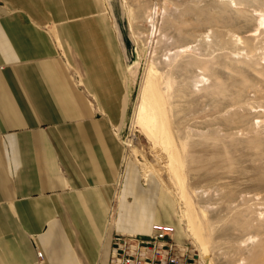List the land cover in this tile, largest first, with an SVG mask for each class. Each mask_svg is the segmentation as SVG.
Masks as SVG:
<instances>
[{
	"label": "crops",
	"instance_id": "crops-1",
	"mask_svg": "<svg viewBox=\"0 0 264 264\" xmlns=\"http://www.w3.org/2000/svg\"><path fill=\"white\" fill-rule=\"evenodd\" d=\"M103 16L98 0H0V264H108L113 234L156 223L186 242L154 181L144 188L130 163L121 172Z\"/></svg>",
	"mask_w": 264,
	"mask_h": 264
},
{
	"label": "rangeland",
	"instance_id": "rangeland-1",
	"mask_svg": "<svg viewBox=\"0 0 264 264\" xmlns=\"http://www.w3.org/2000/svg\"><path fill=\"white\" fill-rule=\"evenodd\" d=\"M98 1L104 28L114 35L99 71L112 97L106 103L125 122L121 172L130 163L144 188L154 181L168 205L164 213L190 243L173 180L145 168L167 162L168 151L133 123L141 85L154 68L165 97L184 91L171 99V130L187 209L200 222L213 264H264V0ZM69 64L86 90L82 68ZM121 179L122 173L117 191Z\"/></svg>",
	"mask_w": 264,
	"mask_h": 264
},
{
	"label": "bare ground",
	"instance_id": "bare-ground-1",
	"mask_svg": "<svg viewBox=\"0 0 264 264\" xmlns=\"http://www.w3.org/2000/svg\"><path fill=\"white\" fill-rule=\"evenodd\" d=\"M261 22L264 23V17L261 18ZM155 72L154 68L149 69L150 76L141 85L134 110L133 123L151 140L153 146L162 145L168 151L169 159L167 162H159V158L154 164L145 168H150L160 175H164L167 172L168 176L173 180L180 203L179 209L184 222V231L189 236V242L199 251L205 264H213L208 241L203 235L200 222L187 209L190 202L184 188L185 181L183 182L179 170L183 165V161L171 130L169 112L173 111L177 106L171 99L177 98L181 95L179 93H183L184 91L180 92L181 89L177 90L175 88L176 93H170L165 97L159 91ZM184 143L186 144L185 141ZM137 145L139 146V142L136 143ZM188 145L191 146L189 143ZM138 152L136 150V153ZM192 156L191 154H187L189 163L195 161V158ZM163 163L165 164L163 165ZM147 172L148 170L145 169V174Z\"/></svg>",
	"mask_w": 264,
	"mask_h": 264
},
{
	"label": "built area",
	"instance_id": "built-area-1",
	"mask_svg": "<svg viewBox=\"0 0 264 264\" xmlns=\"http://www.w3.org/2000/svg\"><path fill=\"white\" fill-rule=\"evenodd\" d=\"M175 234L174 226L158 223L148 236L115 233L108 264H205L198 251L188 242H178Z\"/></svg>",
	"mask_w": 264,
	"mask_h": 264
}]
</instances>
